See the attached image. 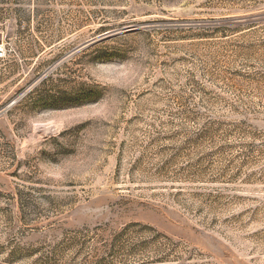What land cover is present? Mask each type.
<instances>
[{"label":"rangeland","instance_id":"374dc122","mask_svg":"<svg viewBox=\"0 0 264 264\" xmlns=\"http://www.w3.org/2000/svg\"><path fill=\"white\" fill-rule=\"evenodd\" d=\"M0 264H264V0H0Z\"/></svg>","mask_w":264,"mask_h":264},{"label":"built area","instance_id":"2783aa9c","mask_svg":"<svg viewBox=\"0 0 264 264\" xmlns=\"http://www.w3.org/2000/svg\"><path fill=\"white\" fill-rule=\"evenodd\" d=\"M3 54V50L0 48V57L2 56Z\"/></svg>","mask_w":264,"mask_h":264}]
</instances>
